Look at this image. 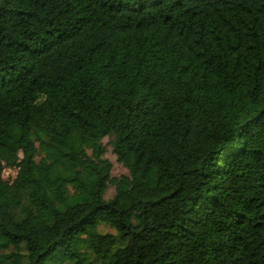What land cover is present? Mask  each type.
I'll return each mask as SVG.
<instances>
[{
  "label": "trees",
  "instance_id": "trees-1",
  "mask_svg": "<svg viewBox=\"0 0 264 264\" xmlns=\"http://www.w3.org/2000/svg\"><path fill=\"white\" fill-rule=\"evenodd\" d=\"M0 264H264V0H0Z\"/></svg>",
  "mask_w": 264,
  "mask_h": 264
},
{
  "label": "rangeland",
  "instance_id": "rangeland-1",
  "mask_svg": "<svg viewBox=\"0 0 264 264\" xmlns=\"http://www.w3.org/2000/svg\"><path fill=\"white\" fill-rule=\"evenodd\" d=\"M110 141V138H105L102 140V144L105 148L104 158H106L112 164L110 178L107 181L108 189L106 190L104 199L108 200L112 198L115 192L119 190V194L125 199L126 202H128V199L126 197V191L129 188V173L124 166H122L116 161V156L112 152V146L110 145ZM14 175L15 171L7 170L3 172L2 177L6 179L7 177H14ZM107 231L113 232L112 230L104 229V232Z\"/></svg>",
  "mask_w": 264,
  "mask_h": 264
}]
</instances>
